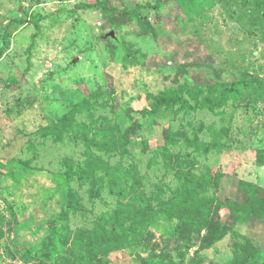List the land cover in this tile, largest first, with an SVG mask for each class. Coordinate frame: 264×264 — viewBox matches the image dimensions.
Segmentation results:
<instances>
[{
	"label": "rangeland",
	"instance_id": "rangeland-1",
	"mask_svg": "<svg viewBox=\"0 0 264 264\" xmlns=\"http://www.w3.org/2000/svg\"><path fill=\"white\" fill-rule=\"evenodd\" d=\"M239 80L244 84L228 96ZM173 93L191 107L166 104ZM225 99L223 115L195 107ZM82 101L95 108L79 121L129 138L128 154L111 164L122 162L116 175L126 190L143 191L154 209L170 203L168 188L184 183L189 170L177 158L195 136L208 141L211 126L222 144L193 158L197 197L252 202L250 194L264 190V0H0V164L12 175L0 176V264H160L169 256L234 264L245 238L261 250L252 263L264 264V218L238 223L226 210L222 220L232 228L213 241L205 242L203 229L180 243L178 219L159 212L136 244L107 255L79 246L52 258L50 222L72 244L99 239L101 214L140 208L107 192L94 204L89 188L61 184L68 165H85L88 145L98 151L106 137L97 143L92 132L77 141L65 131L38 132ZM160 145L172 159L155 160Z\"/></svg>",
	"mask_w": 264,
	"mask_h": 264
},
{
	"label": "trees",
	"instance_id": "trees-1",
	"mask_svg": "<svg viewBox=\"0 0 264 264\" xmlns=\"http://www.w3.org/2000/svg\"><path fill=\"white\" fill-rule=\"evenodd\" d=\"M139 9L131 10L130 23L137 15H139ZM121 26V25H120ZM244 84L242 80L236 81L228 87L227 95L230 96L235 89V86ZM197 89L203 91L205 85L198 84ZM96 100L100 99L99 92H94ZM165 97L166 104L175 106L177 103H182L185 107H191L184 95L180 93H173ZM114 98V97H113ZM112 100L114 101V99ZM212 104V103H211ZM202 104L197 103L196 108L209 109L210 111L223 115L222 109L228 105V99L217 100L215 104ZM95 108V105L90 101H82L75 104L68 112V114L59 119L51 128L39 131L44 137L49 134H59L65 131L69 134V137L73 141H77L80 135L87 136L88 133H95L97 136L95 140L100 142L105 136V141L100 144L98 151L93 150L91 144L88 145V155L86 157L85 165L78 164L74 167L72 164L68 165L63 177L61 178V184L72 186L78 185L80 190L88 189L94 204L95 200L100 201L103 193H108L111 196L119 197L120 199L133 203V207L139 205V209L136 214L124 216L121 206L113 212V214L104 213L101 214L96 222V228L99 229V239L91 241H74L72 244L64 240V237L55 229L54 222H50L48 226L49 232L52 234V239L49 235L45 234V238L51 240V255L59 254L63 256L69 250H76L79 246H82L83 250H93L96 254L107 255L112 251L125 248L129 245L136 244L141 241L143 229L150 225L154 216L159 213H166L170 218H177L178 224L174 230V235L181 243L183 240L190 241L191 238L186 239L192 234H200L203 229L207 230L205 242L213 241L216 238H221L225 230L229 232L232 227H229L226 222L222 220L221 212L226 210L230 214H233L238 223L247 224L253 216L257 218H264V190L259 192L257 189L250 194L252 202L239 203L235 200L228 199L226 202H221L215 198L199 199L196 195V175L190 170L195 156H207L209 151L221 149L222 135L215 131L214 126L209 129V140L198 136L194 137V142L191 143L190 149L177 158L176 166H182V172L185 169L189 170L187 177H184V183H182L178 189L173 190L168 188L169 201L165 205L154 209L152 199L144 194L142 191L138 194H132L126 190V184L123 182V177H120L118 172H124L122 162H118L117 167L112 166L114 158L122 160L128 154L129 138L121 136L120 139L116 138V135L110 133L108 128L92 126H86L82 121L78 120V116L85 112L90 113ZM90 118H92L90 116ZM103 142V140H102ZM162 155L166 160L172 159L170 150L166 145H160L156 149L155 160L157 156ZM259 165H264V157L260 153ZM123 161V160H122ZM0 176L12 179V175L9 172L4 171V167L0 164ZM109 177V179H107ZM199 181V176L196 177ZM244 185L246 183H243ZM247 185V184H246ZM248 186V185H247ZM164 188H167L165 186ZM262 193V196L261 194ZM74 199V197L72 196ZM255 204V205H254ZM51 220V219H50ZM53 225V226H51ZM240 234L238 229L234 230V235ZM249 238H245L237 243L236 252L238 261L234 264H253V253L260 250V248L254 245V242ZM71 245L72 248H66ZM38 250L43 246L37 247ZM74 248V249H73ZM261 251V250H260ZM170 262L166 263L160 260V264H182L177 259L169 256ZM155 260L148 261L146 264H154ZM180 262V263H179Z\"/></svg>",
	"mask_w": 264,
	"mask_h": 264
},
{
	"label": "water",
	"instance_id": "water-1",
	"mask_svg": "<svg viewBox=\"0 0 264 264\" xmlns=\"http://www.w3.org/2000/svg\"><path fill=\"white\" fill-rule=\"evenodd\" d=\"M108 36H113V37H115V32H114V31H111V32L108 34Z\"/></svg>",
	"mask_w": 264,
	"mask_h": 264
},
{
	"label": "built area",
	"instance_id": "built-area-1",
	"mask_svg": "<svg viewBox=\"0 0 264 264\" xmlns=\"http://www.w3.org/2000/svg\"><path fill=\"white\" fill-rule=\"evenodd\" d=\"M102 23L100 22L99 25H101Z\"/></svg>",
	"mask_w": 264,
	"mask_h": 264
}]
</instances>
